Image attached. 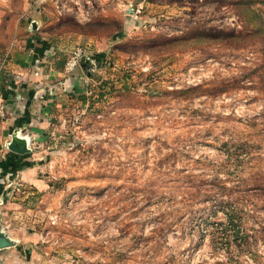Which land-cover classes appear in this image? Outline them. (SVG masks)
I'll use <instances>...</instances> for the list:
<instances>
[{
    "label": "rangeland",
    "instance_id": "1",
    "mask_svg": "<svg viewBox=\"0 0 264 264\" xmlns=\"http://www.w3.org/2000/svg\"><path fill=\"white\" fill-rule=\"evenodd\" d=\"M6 230L39 264H264V0H0Z\"/></svg>",
    "mask_w": 264,
    "mask_h": 264
},
{
    "label": "crops",
    "instance_id": "2",
    "mask_svg": "<svg viewBox=\"0 0 264 264\" xmlns=\"http://www.w3.org/2000/svg\"><path fill=\"white\" fill-rule=\"evenodd\" d=\"M34 39L45 42L46 37L41 33L40 36H33L28 41ZM32 237L33 235L30 233L24 235L7 230L0 232V264H39L40 262L33 258V252L28 243Z\"/></svg>",
    "mask_w": 264,
    "mask_h": 264
},
{
    "label": "built area",
    "instance_id": "3",
    "mask_svg": "<svg viewBox=\"0 0 264 264\" xmlns=\"http://www.w3.org/2000/svg\"><path fill=\"white\" fill-rule=\"evenodd\" d=\"M82 49H77L75 52H74V56L73 58L67 63L66 65V71H71L75 68L76 64L78 63L80 57L82 56Z\"/></svg>",
    "mask_w": 264,
    "mask_h": 264
}]
</instances>
